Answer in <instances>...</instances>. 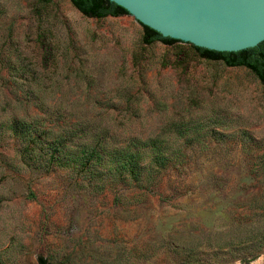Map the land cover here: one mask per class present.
I'll use <instances>...</instances> for the list:
<instances>
[{
	"label": "rangeland",
	"instance_id": "rangeland-1",
	"mask_svg": "<svg viewBox=\"0 0 264 264\" xmlns=\"http://www.w3.org/2000/svg\"><path fill=\"white\" fill-rule=\"evenodd\" d=\"M143 34L0 0V264H264V83Z\"/></svg>",
	"mask_w": 264,
	"mask_h": 264
},
{
	"label": "water",
	"instance_id": "water-1",
	"mask_svg": "<svg viewBox=\"0 0 264 264\" xmlns=\"http://www.w3.org/2000/svg\"><path fill=\"white\" fill-rule=\"evenodd\" d=\"M164 36L219 51L264 39V0H113Z\"/></svg>",
	"mask_w": 264,
	"mask_h": 264
},
{
	"label": "trees",
	"instance_id": "trees-1",
	"mask_svg": "<svg viewBox=\"0 0 264 264\" xmlns=\"http://www.w3.org/2000/svg\"><path fill=\"white\" fill-rule=\"evenodd\" d=\"M49 1V0H46ZM71 3L84 15L96 18L119 16L129 11L113 0H70ZM143 41L150 44L161 41L171 44L178 39L164 36L152 27L143 24ZM199 55L211 59L222 60L228 66H245L250 69L261 82L264 83V39L254 46L236 51H219L194 45ZM38 264H51L44 256H39Z\"/></svg>",
	"mask_w": 264,
	"mask_h": 264
}]
</instances>
